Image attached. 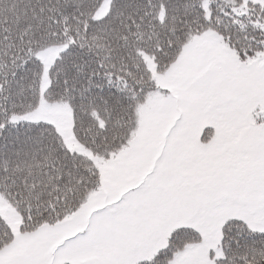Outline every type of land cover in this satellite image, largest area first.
Instances as JSON below:
<instances>
[{
	"label": "snow or ice",
	"instance_id": "1",
	"mask_svg": "<svg viewBox=\"0 0 264 264\" xmlns=\"http://www.w3.org/2000/svg\"><path fill=\"white\" fill-rule=\"evenodd\" d=\"M0 264H264V0H0Z\"/></svg>",
	"mask_w": 264,
	"mask_h": 264
}]
</instances>
